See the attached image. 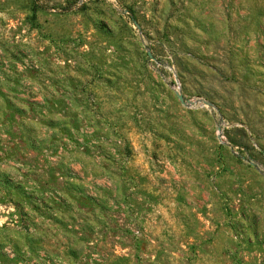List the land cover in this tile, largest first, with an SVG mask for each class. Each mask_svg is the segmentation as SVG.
Listing matches in <instances>:
<instances>
[{
	"label": "rangeland",
	"instance_id": "374dc122",
	"mask_svg": "<svg viewBox=\"0 0 264 264\" xmlns=\"http://www.w3.org/2000/svg\"><path fill=\"white\" fill-rule=\"evenodd\" d=\"M0 264H264V0H0Z\"/></svg>",
	"mask_w": 264,
	"mask_h": 264
}]
</instances>
